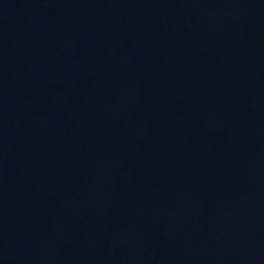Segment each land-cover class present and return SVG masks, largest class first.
<instances>
[{"label":"built area","instance_id":"built-area-1","mask_svg":"<svg viewBox=\"0 0 264 264\" xmlns=\"http://www.w3.org/2000/svg\"><path fill=\"white\" fill-rule=\"evenodd\" d=\"M180 1L145 27L165 83L130 89L119 40L57 39L46 76L56 0H0V264H202L249 169L264 207L237 105L264 96V0Z\"/></svg>","mask_w":264,"mask_h":264},{"label":"crops","instance_id":"crops-1","mask_svg":"<svg viewBox=\"0 0 264 264\" xmlns=\"http://www.w3.org/2000/svg\"><path fill=\"white\" fill-rule=\"evenodd\" d=\"M185 9L186 6L180 0H58L55 18L47 37L54 42L57 39L121 41L129 62L119 71L124 76L122 82L114 84L130 89L147 88L156 86L160 70L156 64L153 47L149 51L148 42L151 45L152 43L147 38L145 27L148 23H154L164 28L172 17L184 13ZM103 12L110 13L111 18L101 19L99 13ZM120 20L127 23L125 31L117 27ZM259 50L264 52V40ZM250 102L245 97L237 100L242 118L243 105ZM251 129L252 151L256 155V129L254 126H251ZM226 210L227 208L220 216L227 247L225 264H264V207L249 204L246 200L235 202L230 211ZM0 253L3 255L2 250ZM207 255L208 252L202 264Z\"/></svg>","mask_w":264,"mask_h":264},{"label":"rangeland","instance_id":"rangeland-1","mask_svg":"<svg viewBox=\"0 0 264 264\" xmlns=\"http://www.w3.org/2000/svg\"><path fill=\"white\" fill-rule=\"evenodd\" d=\"M58 0L55 2L54 12L52 13V22L55 18V10L56 4ZM51 30V28H50ZM50 32V31H49ZM48 32V34H49ZM45 36L43 41L41 42L38 49V58L42 64L45 75L50 76L52 73V58L54 52V41H52L48 36ZM149 44V51L152 45ZM123 75L119 72L114 79L115 84H120L123 79ZM166 75L165 72L162 71L161 77L158 78L156 82V86L163 85L165 83ZM243 119H245L250 126H254L256 129L255 140H254V152L258 158L264 157V96L255 101H251L250 103H245L242 108ZM254 171L253 169H249L237 185L231 199L229 200V205L226 211H230L232 205L238 201H246L248 190L250 186V182L252 180ZM224 226L220 223L218 232L216 233L211 247L208 251V255L205 259L204 264H225V255H226V242L224 239ZM1 255V253H0ZM1 261V260H0ZM36 263V259H35ZM8 264H31L28 257H24L21 253H18L13 256V259Z\"/></svg>","mask_w":264,"mask_h":264},{"label":"bare ground","instance_id":"bare-ground-1","mask_svg":"<svg viewBox=\"0 0 264 264\" xmlns=\"http://www.w3.org/2000/svg\"><path fill=\"white\" fill-rule=\"evenodd\" d=\"M0 263L4 260V253H3V255H0Z\"/></svg>","mask_w":264,"mask_h":264},{"label":"trees","instance_id":"trees-1","mask_svg":"<svg viewBox=\"0 0 264 264\" xmlns=\"http://www.w3.org/2000/svg\"><path fill=\"white\" fill-rule=\"evenodd\" d=\"M49 31H50V30H49ZM49 31H48V32H49Z\"/></svg>","mask_w":264,"mask_h":264}]
</instances>
